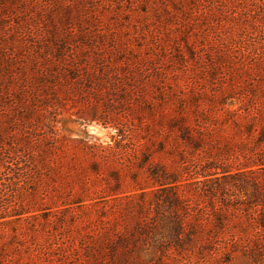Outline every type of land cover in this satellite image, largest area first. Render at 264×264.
Returning <instances> with one entry per match:
<instances>
[{
  "label": "rangeland",
  "instance_id": "rangeland-1",
  "mask_svg": "<svg viewBox=\"0 0 264 264\" xmlns=\"http://www.w3.org/2000/svg\"><path fill=\"white\" fill-rule=\"evenodd\" d=\"M242 10L219 0H0L5 83L3 66L20 73L32 43L63 34L76 52L96 48L124 74L136 73L139 91L138 108L87 94L62 107L66 146L57 166L37 187L20 189L23 198L4 199L37 210L39 229L52 215L51 226L75 240L88 232L128 240L144 264H264L257 223L264 208L256 205L263 199L253 196L256 186L264 189V165L257 166L264 158L263 37L244 24ZM162 113L184 121L157 135ZM118 129L131 134L122 147ZM159 166L178 174L186 214L167 208L175 192L156 182ZM235 241L237 252L219 255Z\"/></svg>",
  "mask_w": 264,
  "mask_h": 264
},
{
  "label": "trees",
  "instance_id": "trees-1",
  "mask_svg": "<svg viewBox=\"0 0 264 264\" xmlns=\"http://www.w3.org/2000/svg\"><path fill=\"white\" fill-rule=\"evenodd\" d=\"M219 1L242 7L243 21H247L244 24L254 27L257 35L263 37L264 50V0ZM70 42V38L62 34L55 40L32 43L33 53L20 73L11 65L3 66L7 83L0 79V264H144L134 244L128 240L101 241L100 234L95 232L75 240L65 230L51 226L56 222L52 215L45 219L47 228L39 229L35 225L39 216L35 214L37 210L22 205L21 200L11 205L4 199L7 193L23 198L20 189L37 187L38 179L57 166L56 158L66 146V137L58 128L59 111L69 102L77 105L79 95L83 98L85 94L107 96L109 104L114 103L109 98L116 99L120 109L139 107L136 73L124 74L117 64L107 62L96 48L87 54L78 53ZM95 96L93 98L97 100ZM9 106L13 111L6 110ZM171 117L169 113H162L153 133L159 135L166 128L172 130L184 121ZM128 132L118 129L119 139L114 138L116 146L122 147L121 142L131 135L128 136ZM166 143V140L158 141V153L166 151ZM259 163L258 167L264 165V158ZM155 175L159 186L171 185L169 189L175 192L166 200L167 208L176 216L181 211L186 214L185 196L179 194L174 185L179 182L178 174L159 166ZM201 175L208 177L211 174ZM253 196L262 197L256 205L264 208V189L256 186ZM220 218L223 225L225 216ZM257 223L259 229L264 230V214L259 216ZM176 227L179 240H182L183 224L177 222ZM196 235L197 231L192 228L186 239L193 243ZM214 236L210 232L208 240L212 241ZM238 246L237 241L227 243L220 248L219 255H233ZM180 248L187 249L181 245ZM209 251L210 255L216 254L215 248Z\"/></svg>",
  "mask_w": 264,
  "mask_h": 264
}]
</instances>
